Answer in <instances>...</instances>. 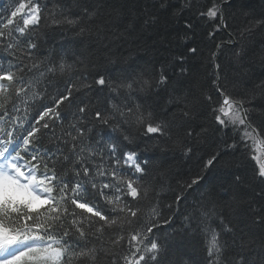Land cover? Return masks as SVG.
<instances>
[{
  "label": "snow or ice",
  "instance_id": "obj_1",
  "mask_svg": "<svg viewBox=\"0 0 264 264\" xmlns=\"http://www.w3.org/2000/svg\"><path fill=\"white\" fill-rule=\"evenodd\" d=\"M108 2L12 0L0 12V52L7 61V67L0 62V264H191V257L173 255L172 233L158 235L172 228L178 215L164 217L165 206L158 199L151 202L159 197L156 184L163 186L167 172L149 177V161L125 148L137 138L172 140L175 135L173 146L191 155L196 149L192 139L207 135L206 129L196 133L193 121L198 109L210 103L217 130L231 129L240 140H222L204 167L214 166L238 143L252 145L253 180L258 183L246 184L241 176L233 183L243 187L242 203L252 222L264 225V77L240 71L247 47L235 51L230 78L219 63L224 45L216 44L217 52L209 58L212 94L195 98L191 88L182 89L181 80L172 82L168 65L137 63L142 48L137 20L154 26L157 14L147 7L109 8ZM156 3L168 7V0H155L152 6ZM192 3L182 0L181 10L191 9ZM232 3L209 0L197 10L200 19L215 24L209 37L230 27L224 9ZM237 12L245 22L236 30L240 41L264 29V12L256 18L244 5ZM44 20L62 36L72 33L74 46L67 48L62 40L59 49L43 50L32 32ZM192 27L185 22L187 30ZM235 35L229 33L232 47ZM197 52L196 47L187 49L193 56ZM185 55L172 64L180 66L181 77L188 73ZM258 55L264 66V46ZM162 91L167 95L163 103ZM203 180L197 175L181 185L176 205L187 199L183 191ZM142 200L150 204L147 222ZM166 208L172 211L171 204ZM232 209L233 201L202 193L185 211L182 231L191 229L206 241L195 264H264V235L237 231Z\"/></svg>",
  "mask_w": 264,
  "mask_h": 264
},
{
  "label": "trees",
  "instance_id": "obj_2",
  "mask_svg": "<svg viewBox=\"0 0 264 264\" xmlns=\"http://www.w3.org/2000/svg\"><path fill=\"white\" fill-rule=\"evenodd\" d=\"M11 2L12 0H1L0 12L8 8ZM181 2L182 0H168V7L161 9L158 3L155 7L152 6L155 0H109L107 5L109 8L139 11L147 7L159 18V23L154 26H143V19L137 20V30L142 31V48L137 53L139 57L137 63L143 64L147 60L157 67L161 64L168 65L172 82L174 83L177 79L181 80L183 90L186 91L191 88L193 97L200 98L204 92L212 94L211 79L213 77L211 73L213 70L209 58L212 52H217L216 44L220 43L224 46L218 51L219 63L227 71L230 78L235 75L232 67L235 63L234 53L237 48L242 46L247 47L248 55L241 61L244 67L240 71H248L254 77H264V66L259 63L258 55L259 49L264 46V41L261 39L264 36V29L253 38L245 41L239 40V34L236 31L245 23L242 16L237 12L240 6L244 5L247 10L255 14L256 18H259V14L264 12V0H233L232 5L224 9L230 27L226 30L216 31L212 37H209L208 33L213 31L215 24L206 19H200L197 15V10L205 8L209 0H193L192 8L183 10H181ZM233 13L237 14L233 16ZM45 15L47 16V12ZM186 21L192 23L191 30L185 28ZM49 23L50 20L42 21L32 32V35L40 38L43 50L59 49L62 40L66 42L65 47L72 48L74 46L71 43L72 33H65L62 36L59 29L48 28ZM233 32L236 33L234 37L235 47L227 44L230 39L229 33ZM185 36L188 37L187 40L182 39ZM191 47L198 49L194 56L187 53V49ZM182 53L186 54V63L183 67L188 69L187 75L183 77L178 75L179 65L176 68L172 67L175 57ZM0 62H3L7 67V61L3 60L2 52H0ZM232 83H236V81L232 80ZM54 91V89L50 90L49 99H51V92ZM89 95L93 101L97 99V96L91 93ZM166 99L167 95L162 91L161 102L163 103ZM213 99H217L214 94ZM0 102H3V97H0ZM44 104L50 106L47 100L44 101ZM213 106L210 103L203 110L198 109L199 114L195 117L192 126L196 133L206 129L207 135L192 139L191 143L196 145V149L189 156H185L180 148L173 146V141L177 138L175 135L172 136V140L156 137L151 140L137 138L130 149L125 148V150L138 151L141 160L149 161V177L167 172L168 175L164 178L163 186L159 183L156 184L159 197H152L151 202L155 203L158 199L165 206L164 217L174 213H178V215L172 228H164L158 235L163 238L165 233H172L174 239L170 242L173 255L181 254L185 260L191 257V264H195L201 259L202 249L206 241L199 233L193 234L191 229L187 233L182 231L183 215L186 210H190V206L195 201L201 198L202 193L205 194V198L211 194L212 197L221 201H233L230 218L233 220L237 231H243L252 237L264 235V225L254 224L246 206L242 203L243 187H238L233 183L236 176H241L246 184L258 183V181L253 180V169L256 167L255 161L251 159L254 152L253 146L248 145L246 148L244 143H238L235 149L230 150L228 155L216 161L214 166L207 169L204 167L206 161L217 151L222 140L226 139L229 142L233 138L237 141L240 140L239 135L231 129L226 132L217 130V125L211 114ZM19 107L22 109L23 105H19ZM70 118L71 114L69 113L68 119ZM157 145L159 146L157 147ZM165 147L168 150L162 152L161 149ZM197 175L204 176L203 182L198 187L194 186L191 190L183 191L187 199L176 205L175 197L182 193L181 185L185 182L190 183ZM169 204L172 205L171 212L166 208ZM140 207L144 210L142 213L143 221L147 222L150 204L148 201L142 200Z\"/></svg>",
  "mask_w": 264,
  "mask_h": 264
},
{
  "label": "rangeland",
  "instance_id": "obj_3",
  "mask_svg": "<svg viewBox=\"0 0 264 264\" xmlns=\"http://www.w3.org/2000/svg\"><path fill=\"white\" fill-rule=\"evenodd\" d=\"M256 150H261V146H256Z\"/></svg>",
  "mask_w": 264,
  "mask_h": 264
}]
</instances>
